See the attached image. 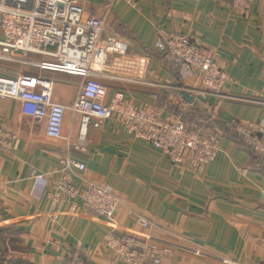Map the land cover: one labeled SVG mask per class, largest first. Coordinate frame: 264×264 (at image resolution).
Wrapping results in <instances>:
<instances>
[{"label": "crops", "instance_id": "obj_1", "mask_svg": "<svg viewBox=\"0 0 264 264\" xmlns=\"http://www.w3.org/2000/svg\"><path fill=\"white\" fill-rule=\"evenodd\" d=\"M79 4L85 15L103 20V36L128 43L126 55L96 73L108 89L107 101L120 89L135 104L163 108L165 116L171 114L164 107L168 103L219 122L264 116V0H247L244 7L233 0ZM173 34L191 36L228 72L230 81L220 92L209 90L202 97L198 90L208 88L199 76L174 70L157 50L158 38ZM19 56L54 61L35 53ZM3 62L2 73L51 80L53 101L67 109L62 135L52 138L46 133L47 121L25 115L20 100L0 98V128L16 136L11 151L0 150V264H76L78 257L86 264H125L104 242L112 229L149 233L169 250L162 264H264V155L258 159L233 138L223 137L218 158L196 169L187 160L173 163L113 118L101 127L91 126L82 140L81 115L70 109L82 90V77L36 64L19 71ZM183 90L193 102L184 98ZM63 153L86 166L73 176L79 186H112L120 200L113 219L53 203L49 192L59 178ZM36 174L49 181L40 199L31 193ZM141 216L150 228L137 221Z\"/></svg>", "mask_w": 264, "mask_h": 264}, {"label": "built area", "instance_id": "obj_2", "mask_svg": "<svg viewBox=\"0 0 264 264\" xmlns=\"http://www.w3.org/2000/svg\"><path fill=\"white\" fill-rule=\"evenodd\" d=\"M247 0H233L244 7ZM101 18L85 15L79 0H0V61L30 63L18 54L35 53L54 61L35 62L43 69L72 74L83 78L82 90L70 109L81 115L80 138L85 140L91 126L101 127L110 118L136 137L143 138L162 150L173 163L186 160L196 169L215 161L221 149L223 133L195 110L179 104L165 116L161 107L152 103L135 104L123 90H115L107 101L108 89L96 73L102 67L128 53V43L114 35L103 36ZM157 50L177 71L197 74L208 90H198L206 98L209 90L220 92L230 75L203 46L186 34L159 37ZM53 82L30 74L9 75L0 72V98L18 99L25 115L37 122L47 121L46 133L52 138L62 135L66 107L52 98ZM243 142L264 155V117L242 122H224ZM16 136L0 128V150L9 152ZM59 178L49 196L53 203H68L72 210L86 209L98 216L113 219L120 204L109 184L89 183L79 186L73 176L83 172V162L63 153ZM48 178L36 174L32 195L40 199L48 190ZM78 200L80 202H78ZM137 221L150 228V221L141 216ZM125 264H162L169 250L154 241L149 233L136 235L128 231L110 230L104 239ZM76 264H86L76 258Z\"/></svg>", "mask_w": 264, "mask_h": 264}, {"label": "trees", "instance_id": "obj_3", "mask_svg": "<svg viewBox=\"0 0 264 264\" xmlns=\"http://www.w3.org/2000/svg\"><path fill=\"white\" fill-rule=\"evenodd\" d=\"M208 118V117H207ZM212 123L216 128L222 131L224 137H231L233 138L239 147H242L244 149L249 150L253 155H255L258 159L262 156L259 152L254 150V148L250 145H247L243 142V140L239 137H237L235 134L234 136L232 135L233 133L229 130V128L226 126L224 122H219L217 120H212Z\"/></svg>", "mask_w": 264, "mask_h": 264}, {"label": "rangeland", "instance_id": "obj_4", "mask_svg": "<svg viewBox=\"0 0 264 264\" xmlns=\"http://www.w3.org/2000/svg\"><path fill=\"white\" fill-rule=\"evenodd\" d=\"M19 58H20V56H19ZM21 59V58H20ZM35 60H32L31 58H28V60H29V62L30 63H35V61L37 62L40 58H34ZM34 61V62H33ZM0 62H3V61H0ZM4 62H7V63H5V64H10V66H12V67H15L16 69H18L19 70V68L20 69H25V68H28V67H31V68H33L35 65H32V64H29V65H27L28 63H24V62H16V63H11V62H9V61H4ZM3 62V63H4ZM38 63V62H37ZM36 68V67H35ZM18 70H16V72L18 71ZM19 71H21V70H19ZM18 71V72H19ZM24 73V72H23ZM264 117V116H263ZM262 118V117H261ZM259 120V119H258ZM243 122V121H242ZM249 122V121H248ZM4 130H6V129H4ZM8 131V130H7ZM182 164V163H181Z\"/></svg>", "mask_w": 264, "mask_h": 264}, {"label": "water", "instance_id": "obj_5", "mask_svg": "<svg viewBox=\"0 0 264 264\" xmlns=\"http://www.w3.org/2000/svg\"><path fill=\"white\" fill-rule=\"evenodd\" d=\"M182 95L188 102H193V96H191L186 90L182 91Z\"/></svg>", "mask_w": 264, "mask_h": 264}]
</instances>
